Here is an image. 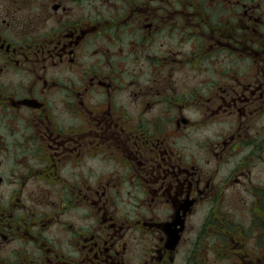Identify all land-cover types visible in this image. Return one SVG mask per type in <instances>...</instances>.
Here are the masks:
<instances>
[{"label":"flooded vegetation","instance_id":"flooded-vegetation-1","mask_svg":"<svg viewBox=\"0 0 264 264\" xmlns=\"http://www.w3.org/2000/svg\"><path fill=\"white\" fill-rule=\"evenodd\" d=\"M0 264H264V0H0Z\"/></svg>","mask_w":264,"mask_h":264}]
</instances>
